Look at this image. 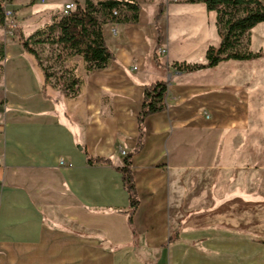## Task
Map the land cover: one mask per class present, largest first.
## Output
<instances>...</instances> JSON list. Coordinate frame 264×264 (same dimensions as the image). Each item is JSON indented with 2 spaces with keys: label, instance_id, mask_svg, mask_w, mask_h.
<instances>
[{
  "label": "crops",
  "instance_id": "1",
  "mask_svg": "<svg viewBox=\"0 0 264 264\" xmlns=\"http://www.w3.org/2000/svg\"><path fill=\"white\" fill-rule=\"evenodd\" d=\"M84 1L41 3L61 13ZM136 1V23L103 26L115 56L107 69L87 73L81 56L66 59L82 80L75 97L50 85L43 97V76L30 88L18 63L17 75L3 72L0 264H264V56L171 74L173 63H205L208 46L219 45L216 13L203 3ZM158 28L162 66L147 58ZM157 80H170L167 107L146 117L132 157L134 237L116 211L128 197L113 166L135 146L143 86ZM86 153L113 166L89 165ZM231 198L245 204L232 210V226L204 210Z\"/></svg>",
  "mask_w": 264,
  "mask_h": 264
},
{
  "label": "trees",
  "instance_id": "2",
  "mask_svg": "<svg viewBox=\"0 0 264 264\" xmlns=\"http://www.w3.org/2000/svg\"><path fill=\"white\" fill-rule=\"evenodd\" d=\"M5 1L11 0H0L1 22L5 19ZM177 2L203 3L208 11H215V26L220 43L217 47L208 46L205 51V63L175 62L168 67L171 74L174 71L172 68L180 72H193L215 67L229 59L249 61L264 56V49L251 51L248 47L250 31L257 24L264 22V0H177ZM113 11H116V14H113ZM139 11L140 5L136 0H85L83 4L75 2V8L69 13L54 17L50 23L34 30L27 37L19 32L18 39L23 51L34 57L42 73V96L51 99L47 93V85L59 88L69 98L78 94L82 80L73 69L65 66L68 57L81 56L87 73L107 69L115 60V56L106 44L103 26L106 23H136ZM161 12L159 5L156 21ZM157 30L158 42L147 58L155 65L162 66L157 58L161 41V32L159 28ZM45 46L47 55L42 54ZM169 83L170 80H157L144 84L142 105L137 116L138 136L133 149L125 152L121 166H113L110 158L86 153L89 165L106 164L121 173L128 206L125 210L116 211L126 213L134 237L137 236L134 214L140 204V198L132 169V157L144 145L146 117L166 109L165 96ZM177 237L178 231L169 237V241Z\"/></svg>",
  "mask_w": 264,
  "mask_h": 264
},
{
  "label": "rangeland",
  "instance_id": "3",
  "mask_svg": "<svg viewBox=\"0 0 264 264\" xmlns=\"http://www.w3.org/2000/svg\"><path fill=\"white\" fill-rule=\"evenodd\" d=\"M55 1L47 0V3L49 2L50 5H53ZM163 1L165 3L172 2L169 0ZM4 5L5 10H11V15L5 16L3 22L0 21V79L3 72H7L8 75H17L18 73L20 77L24 75L25 83L33 89L38 78L36 72L39 76H42V74L34 57L23 51L19 43L18 33L21 32L24 37H27L34 30L50 23L54 17L61 13L46 11L45 3H41L39 0H11L5 1ZM249 39L250 44L248 47L251 51H258L260 48L264 49V22L257 24L250 31ZM44 48L42 54L47 55V47L45 46ZM8 52L13 56L12 60H5ZM19 53H22V55H19ZM15 63L19 64L17 73L13 71L16 67ZM243 64L252 65V63L247 62ZM206 205L208 207L204 208V210L220 211L223 214L222 216H224L222 222L228 223V226H232V210H240L241 212L245 210V204L232 203V198L223 200L213 206L211 204ZM252 212L254 213V210ZM252 212L250 214H253Z\"/></svg>",
  "mask_w": 264,
  "mask_h": 264
},
{
  "label": "built area",
  "instance_id": "4",
  "mask_svg": "<svg viewBox=\"0 0 264 264\" xmlns=\"http://www.w3.org/2000/svg\"><path fill=\"white\" fill-rule=\"evenodd\" d=\"M169 1H172V2H177V0H169ZM40 2H45V0H40ZM75 8V3L74 2H68L66 4H64L63 8H62V11H61V14H67L69 13L71 10H73ZM5 16H9L11 15V10H5ZM113 14H116V11H113ZM165 53V49H159L157 51V54H163ZM175 74H178V73H181L179 70L173 68ZM121 153L124 155L125 152L123 150H121ZM60 164H64V161L62 159H60Z\"/></svg>",
  "mask_w": 264,
  "mask_h": 264
}]
</instances>
